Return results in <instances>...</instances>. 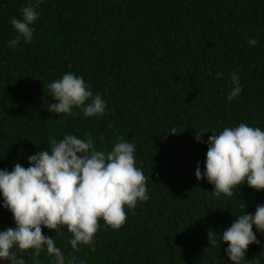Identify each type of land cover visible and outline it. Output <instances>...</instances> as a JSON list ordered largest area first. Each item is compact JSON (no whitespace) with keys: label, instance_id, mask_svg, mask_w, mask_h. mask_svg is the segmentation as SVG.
<instances>
[{"label":"trees","instance_id":"trees-1","mask_svg":"<svg viewBox=\"0 0 264 264\" xmlns=\"http://www.w3.org/2000/svg\"><path fill=\"white\" fill-rule=\"evenodd\" d=\"M28 2L0 0V170L29 167L50 139L87 133L97 150L110 151L118 137L133 143L148 178L149 199L126 207L118 230L101 219L93 242L78 251L66 227L56 234L42 226L65 264L72 257L73 264H232L228 244L217 237L211 246L207 232L220 236L239 215H254L264 190L245 182L232 197H217L195 173L197 165L205 172L211 132L240 123L264 131V0H43L32 42L10 47L17 35L10 21ZM233 72L242 91L229 101ZM65 73L102 96L103 116L48 110L56 101L47 86ZM201 129L203 143L195 139ZM3 203L0 193V231L16 227ZM253 232L259 243L243 264H264V232ZM33 251L17 255L55 264L46 247L38 258Z\"/></svg>","mask_w":264,"mask_h":264},{"label":"clouds","instance_id":"clouds-1","mask_svg":"<svg viewBox=\"0 0 264 264\" xmlns=\"http://www.w3.org/2000/svg\"><path fill=\"white\" fill-rule=\"evenodd\" d=\"M43 0H32L20 9L21 18H12L10 23L17 35L9 41L16 47L21 40L31 43L39 18L37 11ZM247 39V37H246ZM248 43L255 46L253 37ZM211 74V72H209ZM217 77L223 73L217 72ZM233 84L227 99L231 101L242 91L239 76L230 74ZM45 91V88H44ZM45 93L56 101L48 110L55 114H68L76 118L100 117L106 111V103L99 93L94 94L82 76L65 73L48 84ZM79 111L73 112V109ZM109 128L113 125L109 124ZM171 135H176L173 128ZM197 131V130H196ZM208 137L205 172L199 165L196 179L206 178L214 185L213 195L232 197L234 190L246 182L250 188L264 190V131L246 123L225 127L220 133L211 132ZM197 131L195 139L205 135ZM134 138V137H133ZM46 148L28 157L29 167L16 164L11 172L0 170V193L3 207L7 208L15 221V228L0 231V261L8 264H26L17 252L39 257L46 247L47 254L54 257L55 264H65V256L53 238L43 234L47 228L56 234L63 227L71 234L69 241L73 251L78 245H90L100 227L102 219L107 227L119 229L127 220L125 208L134 209L139 201H147L148 178L136 166L135 145L118 137L110 151L97 150L89 134L84 138L65 134L57 142L50 139ZM253 226L264 232V205L257 207L254 215L241 214L220 236L207 232L211 246L220 241L228 244L225 250L232 264H243L245 253L259 241ZM71 256V253H69ZM75 257L68 261L73 264Z\"/></svg>","mask_w":264,"mask_h":264}]
</instances>
